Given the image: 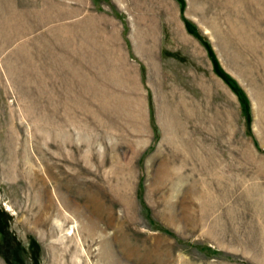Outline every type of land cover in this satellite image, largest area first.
I'll list each match as a JSON object with an SVG mask.
<instances>
[{
  "label": "rangeland",
  "instance_id": "374dc122",
  "mask_svg": "<svg viewBox=\"0 0 264 264\" xmlns=\"http://www.w3.org/2000/svg\"><path fill=\"white\" fill-rule=\"evenodd\" d=\"M65 4L0 0V264H264V0H165L178 85L107 108L51 65Z\"/></svg>",
  "mask_w": 264,
  "mask_h": 264
},
{
  "label": "crops",
  "instance_id": "0c3cea01",
  "mask_svg": "<svg viewBox=\"0 0 264 264\" xmlns=\"http://www.w3.org/2000/svg\"><path fill=\"white\" fill-rule=\"evenodd\" d=\"M66 2L61 10L63 21L52 24L49 30V58L52 67L57 63L66 69L63 75L84 78L82 83L88 86L83 90L84 99L88 94L98 101L96 107H116L107 103L122 99V78L130 71L146 103L149 95L154 101L153 94H147L143 86L148 82L150 70L158 69L162 83L178 85L179 70L175 68H179L181 62L171 47L177 46L180 39L194 41V37L167 35L164 22L158 17L164 12L165 0H111L118 15L98 8L94 0ZM186 31L185 28L184 32L188 33ZM91 86L98 87L92 89ZM70 98L66 96L67 100Z\"/></svg>",
  "mask_w": 264,
  "mask_h": 264
},
{
  "label": "trees",
  "instance_id": "16d2710c",
  "mask_svg": "<svg viewBox=\"0 0 264 264\" xmlns=\"http://www.w3.org/2000/svg\"><path fill=\"white\" fill-rule=\"evenodd\" d=\"M180 3V8L181 10L184 7V0H177ZM185 22V27L189 32H193V30L190 27V24L187 20L184 21ZM195 34V33H194ZM196 35V34H195ZM197 36V35H196ZM205 48L207 50L208 56L210 57L212 63H213V67L214 69L217 71V73L219 74V68H218V63L216 61V59L214 58V55L212 53V50L208 47V45L205 43Z\"/></svg>",
  "mask_w": 264,
  "mask_h": 264
}]
</instances>
